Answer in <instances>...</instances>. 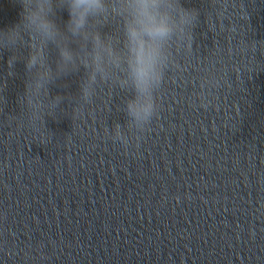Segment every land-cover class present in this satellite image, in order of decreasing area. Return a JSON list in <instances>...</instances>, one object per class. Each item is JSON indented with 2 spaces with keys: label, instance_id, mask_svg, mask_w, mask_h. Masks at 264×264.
<instances>
[{
  "label": "clouds",
  "instance_id": "clouds-1",
  "mask_svg": "<svg viewBox=\"0 0 264 264\" xmlns=\"http://www.w3.org/2000/svg\"><path fill=\"white\" fill-rule=\"evenodd\" d=\"M17 22L0 29V51L11 53L9 69L22 60L27 74L18 98L32 127L44 125L65 99L50 97L49 86L84 70L73 116L93 102L97 90L125 94L126 120L104 132L127 153L138 150L162 109L161 92L169 72L183 71L181 53L192 50L199 12L182 0H15ZM59 11L68 18L57 22ZM27 50V55L22 50ZM54 53V55H53ZM54 64V67H53ZM193 106L207 108L220 81L205 68Z\"/></svg>",
  "mask_w": 264,
  "mask_h": 264
}]
</instances>
